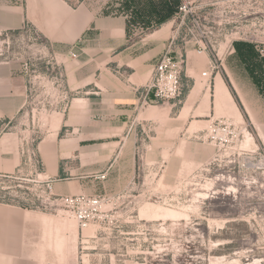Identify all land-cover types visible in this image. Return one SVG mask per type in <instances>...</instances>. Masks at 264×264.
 Returning a JSON list of instances; mask_svg holds the SVG:
<instances>
[{
	"label": "rangeland",
	"instance_id": "rangeland-1",
	"mask_svg": "<svg viewBox=\"0 0 264 264\" xmlns=\"http://www.w3.org/2000/svg\"><path fill=\"white\" fill-rule=\"evenodd\" d=\"M90 1L100 13L129 20V43L162 28L166 42L175 36L185 60L200 67L204 43L221 67L243 42L263 61L249 72L264 92V0H197L184 22L177 18L179 0ZM163 53L148 55L145 64L154 69ZM75 58L31 25L0 30V209L33 221L28 239L0 222V264L15 260L20 244L47 252L43 264H264V152L255 137L246 145V130L254 136L248 124L225 112L197 116L188 143L178 136L187 114L177 116L187 100L202 103V93L186 87L180 101L140 105L138 114L155 117L156 129L147 120L133 124L131 139L108 137L109 108L94 107L98 117L80 104L75 118L62 70L77 68ZM233 59L232 66L240 65ZM121 64L110 68L127 69ZM217 120L225 123L228 142L207 139ZM151 132L161 136L158 149L145 146ZM57 166L61 173L52 176ZM94 173L108 176L97 180ZM61 177L86 180L83 193L101 196V206L65 207L53 183L46 184ZM74 214L94 217L84 224Z\"/></svg>",
	"mask_w": 264,
	"mask_h": 264
},
{
	"label": "crops",
	"instance_id": "crops-1",
	"mask_svg": "<svg viewBox=\"0 0 264 264\" xmlns=\"http://www.w3.org/2000/svg\"><path fill=\"white\" fill-rule=\"evenodd\" d=\"M91 2L89 0H0V30L20 29L28 24L38 31L51 47L64 50L66 53L70 51L75 53L74 61L78 67L62 69L67 76L72 106H75V118L79 117V110L76 108L80 104L91 106L90 110L98 117L100 112L98 110L94 112L93 108L107 107L109 111L105 121L107 130L112 133L108 132L106 136L131 139L135 132L133 124L141 125L148 120L147 123L156 129L157 119L150 115L142 117L141 112L138 114V109L143 105L144 87L153 73V69H150L152 64H145V60L148 55L152 59L158 58L166 48L167 38L163 34V29L158 28L140 40L129 43L127 35L129 20L124 16H113L108 11L100 13L98 7ZM236 47L238 50L233 46L221 67L220 59L203 49H200L199 53L206 59L205 66L200 67L190 60L186 61L184 69L186 87H189L191 93L198 95L202 93V103L197 100L191 103L187 100L186 105L179 110L177 119H183V113L187 115L186 123L180 129L178 136L186 137L189 143V138L192 136L189 130L197 116L209 117L225 112L235 117L237 121L248 124L255 137V148L264 152V92L258 84L259 78H254L249 72L250 69H262L263 61L257 59L254 49L252 47L249 49V46L247 47L243 42H237ZM138 49L141 52L136 55L135 51ZM179 49L178 47L177 50ZM191 53L194 54L193 51ZM234 56L240 61V65L236 67L231 64ZM120 60L121 66L127 69L110 68L111 62ZM151 61L155 63V60ZM210 64H214L217 68L209 69ZM204 71H208V76H202ZM227 78L237 93L244 107L243 110L236 102ZM198 111H202L203 114H197ZM103 119L102 117L101 121ZM64 120L65 117L62 118V122ZM119 126L122 128L120 129ZM138 128L140 130L139 126ZM75 129L80 128L75 126ZM147 137L148 144L145 145L147 148L158 149L162 146L161 136L156 132L149 133ZM125 142L127 143V140ZM125 147L123 145L121 148L122 152ZM60 173L61 170L57 166L51 174L56 176ZM66 180L68 179L62 177L54 180L53 186L57 194L87 192L88 183L83 178L70 182ZM0 222L4 229L9 224L17 227L16 236L26 239H28L29 227L33 224V221L21 213L9 209H0ZM76 239L77 235L74 234V247H76ZM13 253H16L15 260L5 261L4 264H43L49 257L47 252L42 255L36 253L33 244H20L15 251H12Z\"/></svg>",
	"mask_w": 264,
	"mask_h": 264
},
{
	"label": "built area",
	"instance_id": "built-area-1",
	"mask_svg": "<svg viewBox=\"0 0 264 264\" xmlns=\"http://www.w3.org/2000/svg\"><path fill=\"white\" fill-rule=\"evenodd\" d=\"M197 0H179L178 5V16L181 22L185 21V18L191 16L192 5ZM204 34V33H203ZM201 41L204 42V36L201 35ZM177 38L172 36L166 45L163 55L160 57L159 61L156 63L152 77L147 85L144 87V97L143 105L150 103H157L159 101H180L185 93L186 82H185V55L181 49L177 50L178 46L176 42ZM203 50H207V46L204 43L202 47ZM262 56H264V49L260 50ZM186 53V52H185ZM214 64H210L209 69H216ZM203 77L208 76V71L202 73ZM217 123L210 125L207 139L211 142L216 143L218 139L221 142H228L230 140V135L223 126L225 123L222 120H217ZM229 135V136H228ZM108 173H94L93 177L97 180H104L107 178ZM52 179H48L46 184L48 188L52 189ZM59 201L67 208H79L88 207L92 210H97L102 204V197L93 194H71V195H61ZM74 216L79 220V222L86 224L94 216L91 214H81Z\"/></svg>",
	"mask_w": 264,
	"mask_h": 264
},
{
	"label": "trees",
	"instance_id": "trees-1",
	"mask_svg": "<svg viewBox=\"0 0 264 264\" xmlns=\"http://www.w3.org/2000/svg\"><path fill=\"white\" fill-rule=\"evenodd\" d=\"M177 3H179V2L177 1ZM227 83H228V86L231 88V91H232V93H233V95H234V97H235L236 102L238 103V105L240 106V108L243 110L244 107H243V105H242V103H241V101H240V99H239L237 93H236L235 90L233 89V87H232V85H231V83H230V81H229L228 78H227Z\"/></svg>",
	"mask_w": 264,
	"mask_h": 264
},
{
	"label": "bare ground",
	"instance_id": "bare-ground-1",
	"mask_svg": "<svg viewBox=\"0 0 264 264\" xmlns=\"http://www.w3.org/2000/svg\"><path fill=\"white\" fill-rule=\"evenodd\" d=\"M153 104H155V103H153ZM245 137H246V140H245L246 145H249V143L254 139V136L251 135V133L247 130H246ZM165 215H167V214H165Z\"/></svg>",
	"mask_w": 264,
	"mask_h": 264
}]
</instances>
